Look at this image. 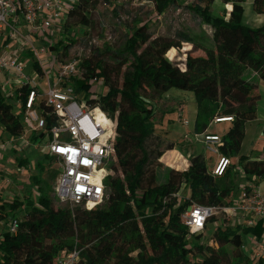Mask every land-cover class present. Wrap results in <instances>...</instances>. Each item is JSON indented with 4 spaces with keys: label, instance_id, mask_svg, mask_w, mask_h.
<instances>
[{
    "label": "trees",
    "instance_id": "16d2710c",
    "mask_svg": "<svg viewBox=\"0 0 264 264\" xmlns=\"http://www.w3.org/2000/svg\"><path fill=\"white\" fill-rule=\"evenodd\" d=\"M151 1L159 16L169 5L182 6L187 0ZM245 1L220 0L230 8L227 20L211 14L214 0H192L186 6L212 27L213 48L185 36L178 41L153 38L145 24L128 35L122 48L113 50L105 46L95 59L81 62L80 69L84 72L72 84L76 95L87 92L90 83L100 79L105 93L85 99V103L98 107L114 125L104 203L93 208L87 204L54 208L49 198L52 187L43 178V163H38L40 173L33 178L41 193L39 207L35 206L19 219L16 235L0 232V264H52L56 256L75 245L81 249L77 264H232L221 250L228 244L238 250L237 263L246 261L240 252L242 233L259 235L260 226L226 227L221 222L213 236L218 245L215 251L206 244H194L192 240L200 237L189 235L181 221V215L194 205H226L237 174L234 167H228L222 177L214 178L204 157L196 155L189 159L186 171L176 172L165 167L162 177L151 176L147 181L150 157L158 160L162 153L149 152L145 147L152 139L154 127L153 111L142 96L146 91L161 96L170 89L191 93L196 102L193 134L204 133L214 117H231V127L222 136L223 146L218 148V153L229 159L239 154L245 125L255 119L259 98L254 95L257 87L242 75L250 70L264 82V25L251 28L242 24ZM97 4L98 0H77L65 13L63 32L80 25L88 26L90 12ZM252 10L256 15H264V0H253ZM180 43H190L191 50L186 51L190 49L186 45L185 60L179 67L171 59ZM70 46L59 40L46 48L47 52L55 51L64 57ZM195 51H202L204 56L193 55ZM33 68H36L34 63ZM28 91L25 87L16 90L23 106ZM36 108L42 115L51 113L42 99ZM51 116L46 118L48 126L55 118ZM20 118L12 113L8 97L0 93V125L13 138L24 133ZM33 135L31 140L36 143ZM172 150V145L165 149L161 162L171 168L176 164L185 166L179 156L176 158L179 163L173 161L176 155ZM52 159L48 153L44 154V161ZM20 162L27 163L24 159ZM237 167L248 178L264 179V160L240 156ZM185 190L188 196H184ZM17 206V201L9 205L11 209ZM215 216L208 219L205 227L218 221ZM195 251L198 254L206 251L209 255L196 261Z\"/></svg>",
    "mask_w": 264,
    "mask_h": 264
},
{
    "label": "rangeland",
    "instance_id": "374dc122",
    "mask_svg": "<svg viewBox=\"0 0 264 264\" xmlns=\"http://www.w3.org/2000/svg\"><path fill=\"white\" fill-rule=\"evenodd\" d=\"M75 2L66 3L64 8L67 11ZM192 0H187L182 6L169 5L161 15H157L155 12V6L151 0H98V4L93 11L90 12V22L88 26H77L71 28L68 32H61L55 34L50 42L45 46L53 45L59 40L68 42L71 46L68 48L66 55L62 57V60L75 59L81 62L88 59H95L96 54H100L105 46H109L113 50L122 48L128 35L137 26L147 25L148 32L153 38L165 37L178 41L182 36L190 38L194 42L201 43L207 48H213L212 43V27L205 23L201 18L190 11L186 6L189 5ZM253 0H246L243 4L244 14L242 17V24L247 27L257 28L264 25V15H256L252 10ZM230 8L227 5H223L220 0H214L211 6V14L215 17L227 20ZM94 41V43L92 42ZM63 43V42H62ZM91 43V44H89ZM188 45L191 50L190 43H180V48L176 50V54L171 61L179 67L183 65L185 60V47ZM55 53V51H53ZM195 56H204L202 51H195ZM167 57V56H165ZM167 59H169L167 57ZM170 60V59H169ZM109 63H112L108 60ZM20 62L24 68V74L33 79L37 85L38 91L44 94L46 90L45 78H40L33 69V63L29 60L28 54L25 53ZM46 64V61L43 59ZM84 71L80 69L78 75L74 78L80 80ZM50 78L54 76V73L50 70L46 72ZM244 80L253 83L257 89L254 95L258 96L256 103V117L253 121H250V125L247 127V131L242 141L239 154L234 155L232 162L237 163L240 156H246L250 152L256 150L260 151L264 148V82H262L252 71L246 70L242 75ZM5 77L0 75V84H3ZM73 84V82H72ZM4 89H7L4 87ZM12 96H9V103L12 105V113L20 117L22 111V101L18 98L16 91H11ZM105 93V87L103 82L98 79L90 83V87L87 92H82L78 95L79 100L85 101L92 97H99ZM147 106L152 109L153 117V136L145 147L147 151H156L162 153V156L166 153L165 149L169 146H173V153L176 157L173 161H176L177 156L181 157L185 161V166L182 164H176L175 168L166 166L161 162V158L155 160L153 156L150 157V164L147 168L146 179H151V176L157 178L162 177L165 174V167L172 169L176 172H182L189 166V159L196 155L201 154L204 157L207 164V169L211 170L217 160L219 154L210 151L206 148V145L202 142L201 135H194L192 133V122L196 113V102L191 93L182 92L175 89H170L169 92L158 96L152 92L146 91L142 94ZM99 111H93L92 116L98 117ZM105 123L107 130L113 132V126L111 122H108L103 116H99ZM21 119V118H20ZM23 123V121L21 120ZM24 131L28 133L27 145H20L18 147L20 151L10 152V147L7 150L2 151V154L6 158L5 169H0V176L5 182L0 184V232L7 233L8 225L10 221L9 216H14L18 219H22L26 212L31 211L38 204V200L41 193L34 185V178L39 175L38 163H43V178L47 181L48 185L53 186L57 177V163L55 160L44 161L45 146L48 143V138L44 136V139L40 143H35L31 140L32 126L23 123ZM231 127L229 124L213 125L210 129L211 132L218 134H225ZM3 127L0 125V144L5 142L3 138ZM10 146V143L9 145ZM253 154L252 156H254ZM26 158L27 163L21 165V159ZM216 158V159H215ZM261 160H264V155L261 156ZM163 165L162 168L156 165ZM2 170V171H1ZM2 172V173H1ZM240 176H238V179ZM236 180L232 187V193L229 197L232 204L238 202L241 196V189L244 187V180ZM249 183L259 185L254 178H245ZM243 182V183H242ZM261 189H264V183L261 184ZM188 196L189 192L185 190L184 196ZM49 198L52 201V206L56 207H69L65 204L58 203V200L53 195L52 191L49 193ZM17 201V208L11 209L9 205ZM100 206V205H99ZM39 207V206H37ZM89 207H91L89 205ZM94 205L92 206V208ZM218 221L207 224L205 230L197 233L195 236H199L200 239H193L194 244H206L207 247L217 251L218 245L214 243L213 236L217 231L221 222L227 226H232V218H228L224 213L218 212L215 216ZM228 218V220H226ZM240 224V223H236ZM242 227H245L242 225ZM243 241L245 242V249L243 255L249 258L252 254V241L248 234L242 233ZM75 245V244H74ZM224 251L226 258L232 262V264H243L236 262V254L238 250L231 244L224 245L221 249ZM209 255L204 251L202 254L194 253V259L200 261L204 257ZM264 264V260L262 263Z\"/></svg>",
    "mask_w": 264,
    "mask_h": 264
},
{
    "label": "built area",
    "instance_id": "2783aa9c",
    "mask_svg": "<svg viewBox=\"0 0 264 264\" xmlns=\"http://www.w3.org/2000/svg\"><path fill=\"white\" fill-rule=\"evenodd\" d=\"M67 1L0 0V75L5 77L4 83L0 84V93L9 98L12 90L29 89L24 106L22 103L21 120L32 126L33 134H44L48 138L45 148L57 163L53 195L58 203L70 208L82 204L99 206L104 203V182L110 175L108 163L113 154L114 125L98 107L88 106L76 95L72 82L80 71L81 61L62 60V55H50L45 46L56 32L64 31V6ZM25 53L36 65L33 68L36 74L46 80L44 94L39 93L33 79L24 74L20 58ZM47 70L54 73L52 78L46 73ZM40 99L51 108L48 116L42 115L36 108ZM93 111H99V116L111 122L113 132L106 129L102 118L99 120L92 116ZM52 114L55 118L48 126L46 118H52ZM214 122L230 123L232 118H216ZM204 144L217 153L218 148L223 146V140L218 135H205ZM218 157L211 171L214 178L222 177L231 164L228 157L220 154ZM219 211L228 218H238V226L254 228L257 221L264 224V194L244 188L237 206L224 209L194 205L181 215V221L188 228L189 235L197 234L204 230L208 219ZM19 225V219H11L8 233L16 235ZM244 249L242 244L240 252L243 253ZM252 251L243 264H258L264 260V227L262 239L252 243ZM80 253L81 249L75 245L56 256L52 264H77Z\"/></svg>",
    "mask_w": 264,
    "mask_h": 264
},
{
    "label": "crops",
    "instance_id": "0c3cea01",
    "mask_svg": "<svg viewBox=\"0 0 264 264\" xmlns=\"http://www.w3.org/2000/svg\"><path fill=\"white\" fill-rule=\"evenodd\" d=\"M70 2H75V0H68L67 1V3H70ZM60 32H56V34H59ZM38 35H39V33H38ZM37 35V36H38ZM36 39V38H35ZM50 39V42H52V39H54V37H52V38H49ZM46 43H48V41H46ZM37 45H39V44H37ZM51 45V44H50ZM52 53H54V52H51V54L50 55H52ZM255 76H257L255 73H253ZM2 76V75H1ZM258 77V76H257ZM196 114V113H195ZM216 118H219V117H214L213 118V120L209 123V125H208V127H207V129L205 130V132L204 133H202V134H200L201 135V137H202V142L204 143V137H205V135H218V136H220V137H222L223 135H224V133L223 134H218V133H216V132H211L210 131V129H211V127L213 126V125H218V124H229V122H222V123H215L214 122V120L216 119ZM194 119H195V115H194ZM193 123H194V120H193V122H192V133H193ZM231 123V122H230ZM250 123L251 122H248V123H246V125H245V131H244V136H245V133H246V131H247V127L250 125ZM4 131H3V133H2V135H3V138H5L6 140H5V142H3L2 144H0V169H5V167H6V165H5V163L7 162L6 161V156L5 155H3L2 154V151H5V150H7V147H10V152L12 153V152H17V151H20V149L18 148V147H21L20 145L23 143V145H27V139H28V133L27 132H24L22 135H20V136H18V137H16V138H13V137H11L6 131H5V129H3ZM195 135V134H194ZM200 135H198V136H200ZM32 136H34L33 134H32ZM36 137V143H40L43 139H44V137H42V138H39L38 137V135H36L35 136ZM9 143H10V146H8L9 145ZM173 151V150H172ZM45 153H48L47 152V150H46V148H45ZM253 154H255L254 156H252ZM199 155H201V154H199ZM262 155H264V148H262L260 151H256V150H254V151H252V152H250L248 155H246L250 160H261V156ZM217 160L215 161V165H216V163L218 162V160H219V157H218V155H217ZM215 158V159H216ZM22 159H26V158H22ZM232 159L233 158H230V161H231V164H230V167H234L235 169H236V176H235V178H233V183H235V181L238 179V176H240V180H244V182L245 183H243V185H244V187L241 189V193L243 192V189L244 188H248V189H250V190H254V191H258L259 193H261V194H264V189H261V184L262 183H264V179H258V178H254V179H256L257 181H256V183H259V185H256V184H252V183H249V182H247L246 180H245V178H247V176H245L241 171H240V168L239 167H237V163L236 164H234L233 162H232ZM54 160V159H53ZM176 162H178L179 163V161H177L176 160ZM215 165L213 166V168L210 170V171H212L213 169H214V167H215ZM168 168V167H167ZM188 168V167H187ZM187 168L184 170V171H186L187 170ZM1 170V171H2ZM183 172V171H182ZM2 173V172H1ZM249 178H253V177H249ZM238 179V180H239ZM56 181V180H55ZM1 182H5L4 180H2V177L0 176V184H1ZM54 185H55V183H54ZM54 185L53 186H51L52 187V193H53V187H54ZM239 200V199H238ZM238 205V202L236 203L235 202V204H232V201L230 200V198L226 201V205H224L223 206V208L225 209V208H233V207H235V206H237ZM229 216V215H228ZM228 220V219H227ZM232 226H238V224H234L235 222H237V223H240L239 221V219L238 218H236V217H232ZM226 226V225H225ZM257 226H260V233H259V235L257 234H249L248 235V238L250 237V240L252 241V243H256V241H258V242H260L261 241V239H262V227H264V224H262V221H257V223H256V226L254 227V228H256ZM231 227V226H230ZM254 228H252V229H254ZM243 244H244V246H245V242L243 241ZM242 255H243V253H242ZM243 257L245 258V256L243 255ZM247 258V257H246Z\"/></svg>",
    "mask_w": 264,
    "mask_h": 264
},
{
    "label": "bare ground",
    "instance_id": "6f19581e",
    "mask_svg": "<svg viewBox=\"0 0 264 264\" xmlns=\"http://www.w3.org/2000/svg\"><path fill=\"white\" fill-rule=\"evenodd\" d=\"M99 120L101 119L99 116L97 117ZM91 207L93 206L92 204H89Z\"/></svg>",
    "mask_w": 264,
    "mask_h": 264
}]
</instances>
